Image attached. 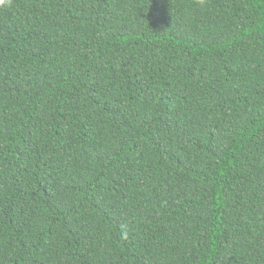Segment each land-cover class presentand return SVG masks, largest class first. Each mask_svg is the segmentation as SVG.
Listing matches in <instances>:
<instances>
[{
  "label": "trees",
  "instance_id": "obj_1",
  "mask_svg": "<svg viewBox=\"0 0 264 264\" xmlns=\"http://www.w3.org/2000/svg\"><path fill=\"white\" fill-rule=\"evenodd\" d=\"M0 264H264V0L0 5Z\"/></svg>",
  "mask_w": 264,
  "mask_h": 264
},
{
  "label": "clouds",
  "instance_id": "obj_2",
  "mask_svg": "<svg viewBox=\"0 0 264 264\" xmlns=\"http://www.w3.org/2000/svg\"><path fill=\"white\" fill-rule=\"evenodd\" d=\"M6 4V0H0V5Z\"/></svg>",
  "mask_w": 264,
  "mask_h": 264
}]
</instances>
